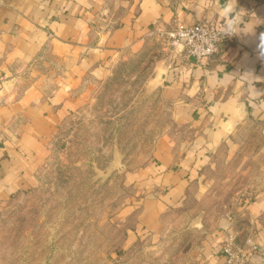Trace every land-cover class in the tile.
<instances>
[{
	"label": "crops",
	"instance_id": "crops-1",
	"mask_svg": "<svg viewBox=\"0 0 264 264\" xmlns=\"http://www.w3.org/2000/svg\"><path fill=\"white\" fill-rule=\"evenodd\" d=\"M225 3L0 0V200L37 185L47 138L60 110L77 100L71 95L84 78L107 77L114 62L140 52L157 29L211 20L219 25ZM236 8L243 11L235 41L200 63L172 45L155 66L153 81L178 128L161 135L152 160L134 176L153 190L142 209L149 228L157 227L169 205L184 203L190 188L202 186L192 176L239 123L264 129V59L256 47L264 33V0H236ZM40 61L49 76L32 66ZM229 204L207 233L196 264H223L220 248L229 233L244 247L248 241L264 245V185Z\"/></svg>",
	"mask_w": 264,
	"mask_h": 264
},
{
	"label": "rangeland",
	"instance_id": "rangeland-1",
	"mask_svg": "<svg viewBox=\"0 0 264 264\" xmlns=\"http://www.w3.org/2000/svg\"><path fill=\"white\" fill-rule=\"evenodd\" d=\"M169 39L153 33L107 77L84 78L72 93L77 100L47 138L37 185L0 200V264H196L229 202L264 185V129L239 123L192 176L202 186L161 212L156 228L143 223L153 190L134 176L161 135L178 128L153 81ZM32 66L50 75L42 61Z\"/></svg>",
	"mask_w": 264,
	"mask_h": 264
},
{
	"label": "built area",
	"instance_id": "built-area-1",
	"mask_svg": "<svg viewBox=\"0 0 264 264\" xmlns=\"http://www.w3.org/2000/svg\"><path fill=\"white\" fill-rule=\"evenodd\" d=\"M224 24L225 19L219 25L214 20L196 21L169 30L157 29V33L170 37L168 44L181 45L188 56L200 63L203 58L218 53L226 42L235 41L237 35H219ZM220 251L223 264H264V245L248 241V247H244L236 242L235 235L231 233L225 237Z\"/></svg>",
	"mask_w": 264,
	"mask_h": 264
},
{
	"label": "clouds",
	"instance_id": "clouds-1",
	"mask_svg": "<svg viewBox=\"0 0 264 264\" xmlns=\"http://www.w3.org/2000/svg\"><path fill=\"white\" fill-rule=\"evenodd\" d=\"M221 15L225 17V24L220 30L219 35L232 36L240 35L239 30L240 13L243 10L237 11L236 0H226V3L221 7ZM258 44L256 45L260 58L264 59V33H260L258 37Z\"/></svg>",
	"mask_w": 264,
	"mask_h": 264
}]
</instances>
